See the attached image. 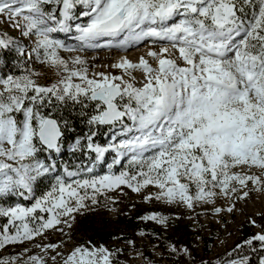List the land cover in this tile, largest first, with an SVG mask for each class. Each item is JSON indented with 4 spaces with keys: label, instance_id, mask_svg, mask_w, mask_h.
I'll use <instances>...</instances> for the list:
<instances>
[{
    "label": "snow or ice",
    "instance_id": "snow-or-ice-1",
    "mask_svg": "<svg viewBox=\"0 0 264 264\" xmlns=\"http://www.w3.org/2000/svg\"><path fill=\"white\" fill-rule=\"evenodd\" d=\"M0 24L12 29L0 31V68L11 65L0 74V201L16 200L0 206V250L20 249L0 264H127L122 247L74 233L77 217L116 212L129 191L179 212L138 220L193 225L190 244L152 245L154 256L251 264L256 253L264 264L252 218L261 230L214 259L201 235L211 239L202 217L226 228L238 202L264 196V0H0ZM97 50L123 53L101 65L114 72L89 65L83 54Z\"/></svg>",
    "mask_w": 264,
    "mask_h": 264
},
{
    "label": "rangeland",
    "instance_id": "rangeland-1",
    "mask_svg": "<svg viewBox=\"0 0 264 264\" xmlns=\"http://www.w3.org/2000/svg\"><path fill=\"white\" fill-rule=\"evenodd\" d=\"M7 30L10 34H12V29L8 28L5 24H0V31ZM61 39H64L63 34L60 35ZM71 43V41H69ZM144 45V44H141ZM101 54L99 55L98 53ZM97 51L96 53L87 52L84 53L85 57L88 59L89 65L95 64L97 71H113L112 69H105L101 67V65L108 64L110 65L115 60V53L113 51L108 50H101ZM103 53V54H102ZM61 55L67 56L66 53H61ZM11 65L8 68H0V74L4 72L10 71ZM115 71V70H114ZM113 71V72H114ZM52 78L51 73H48L46 77H44L41 82H47L49 79ZM105 136L99 135L96 138V142L103 144L105 142ZM62 159L69 164H71L73 157L68 155L66 157H62ZM110 161L111 156L107 157ZM117 171L119 168L116 169ZM127 191V190H126ZM250 199L246 201H240L236 204L237 211H234L232 214H225L224 220L228 221L226 228H219V226L215 223L214 219L205 220L203 217L201 218V223L206 224L209 228H211V238H213V249L211 254H207L205 258H215L217 255H223L228 250H231L235 247L236 243H240L243 239V231L245 233H252L254 234L256 231H260L261 229L253 228L249 223V218H252L256 221L257 224L264 226V196L259 195L255 192L250 194ZM15 198H10L6 201H0V206H8L10 204L15 203ZM25 206L29 205L28 201H20ZM222 203V202H221ZM134 205V206H133ZM117 209L116 212L109 213L106 211H100L97 214H88L87 216L81 218L77 217L79 221V225L74 233V239L79 242L82 238L86 237L88 233L85 231V227L94 226L100 229L101 231L105 230H115L124 232V228H119V224L117 223L118 217L121 215H132L137 211H141L143 214L153 212V211H163L164 214H172L177 215L179 212L175 208H166L162 205H159L155 202L152 203H143L141 198L136 194H133L129 191L128 195L122 197L120 202L114 205ZM183 211V210H180ZM259 213V215H258ZM7 223L6 217H0V230L4 224ZM158 226V225H156ZM159 227V226H158ZM193 225L185 220L183 224L177 222L175 226L168 229L167 232L163 231L164 235H167V241L173 242L176 244H190L192 241L193 232L191 231ZM139 231H131V237L135 241L136 249L143 251L144 255L153 259L155 264H172L171 260L168 258H161L160 256L153 255L152 245H157L150 241L147 237L141 238L137 235ZM231 233V235H229ZM251 234V235H252ZM205 239H208V233L204 232L201 233ZM217 236L219 240H223L224 243L220 244L219 240H217ZM53 239H56L53 237ZM113 244H121L124 247L123 257L124 261H127V264H141L142 257L135 256V252L130 249L127 245L118 242H112ZM165 249H162L158 246V251L163 252ZM20 251L19 247L9 246L7 251L0 250V255H9L14 254L15 252ZM34 251H36L34 249ZM201 255H205L203 252L198 253L197 257Z\"/></svg>",
    "mask_w": 264,
    "mask_h": 264
},
{
    "label": "trees",
    "instance_id": "trees-1",
    "mask_svg": "<svg viewBox=\"0 0 264 264\" xmlns=\"http://www.w3.org/2000/svg\"><path fill=\"white\" fill-rule=\"evenodd\" d=\"M76 127H77L78 131H86V129L82 125H80L78 122L76 124ZM139 215H143V213L141 211H137V212L133 213L132 215H125V216L120 215L118 217L117 223L119 224V228L123 227L125 233H123L122 230H121V232H119L118 230L117 231H115V230L101 231L97 227L89 225V227H85V231L88 233V235L84 238H89V239H92V240L100 242V243H105L110 247H122L124 249L123 245L112 243V242H114L111 240V237L113 235L121 236L122 239L120 241H118V243L124 244V240L132 239L131 233H130L131 231H133V230L134 231L144 230L146 233H155V236L154 235H148L146 237L150 241H152L153 243L160 246L162 249H165L166 241H167V237H166L167 235H164L163 231L158 226H156L154 223H152V222L145 223V222L138 220L137 217ZM242 234H243L242 240H244L248 236H250L252 233H247V232L245 233V231H243ZM156 236H159V239H156L155 238ZM205 242L209 243V244H213V238L205 239ZM211 253H208V254H211ZM249 255H250L251 264H258V254L251 253ZM118 259L124 260L123 254L120 255L118 257Z\"/></svg>",
    "mask_w": 264,
    "mask_h": 264
},
{
    "label": "bare ground",
    "instance_id": "bare-ground-1",
    "mask_svg": "<svg viewBox=\"0 0 264 264\" xmlns=\"http://www.w3.org/2000/svg\"><path fill=\"white\" fill-rule=\"evenodd\" d=\"M146 50V45H140L138 48H134V49H132V50H130L128 53H127V55H128V57H129V59H132V60H135L139 55H141V54H143V52ZM97 51H101V50H97ZM97 51H89V52H92V53H96ZM113 52L115 53V60L116 59H118V57L120 56V55H122L123 53H119V52H116V51H114L113 50ZM99 55L101 54V52L100 53H98ZM103 54V53H102ZM114 60V61H115ZM113 61V62H114ZM114 71V70H113ZM137 76H139V74L137 73ZM70 155L68 152H67V150L65 149V151H64V154L63 155Z\"/></svg>",
    "mask_w": 264,
    "mask_h": 264
}]
</instances>
